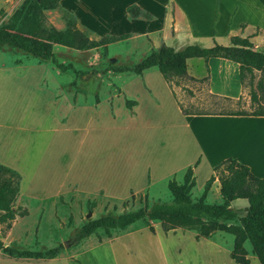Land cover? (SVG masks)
<instances>
[{
    "label": "rangeland",
    "instance_id": "obj_1",
    "mask_svg": "<svg viewBox=\"0 0 264 264\" xmlns=\"http://www.w3.org/2000/svg\"><path fill=\"white\" fill-rule=\"evenodd\" d=\"M22 1L0 0V24L9 20ZM43 24L63 30L61 12H43ZM114 28L110 31L114 32ZM131 29L123 27L119 31ZM97 33L115 35L101 28ZM90 37L99 38L94 33ZM149 47L143 37L132 35L106 49L77 51L54 47L52 66L60 72V81L64 80L75 97L83 91L87 92L85 98L87 96L89 103L99 102L100 97L103 101L98 106L89 104L81 111L76 110L75 129L69 140L70 155L59 158L57 175L62 172L75 180V176H80L79 180L66 190L38 195L26 200L25 204L23 200L14 203L13 206L20 210L18 216L10 222V228L0 226V242L4 246L41 252L62 245L60 255L51 260L15 259L0 251V264H233L228 251L230 239L223 232L197 241L191 230L177 229L163 234L159 223L151 222L155 229L151 234L142 222H137L124 231H111L110 237L99 230L82 241L76 239L86 222L108 213L120 215L146 206L150 208L156 203H171L167 183L172 178L182 183L184 167L194 154L180 128L169 87L156 73L148 76L153 98L151 102L144 101L136 116L133 117L124 105L114 104V95L130 74L114 73L111 69L134 66L145 57ZM4 48L0 47V56L5 58L17 52ZM27 58L34 62L31 57ZM66 71L70 77L61 76ZM260 81L264 84L260 72H254L251 83L247 76L245 99L239 101L214 98L209 95L205 83L190 79L178 80L172 88L174 100L186 113L250 114L264 112ZM134 89L135 85L130 84V95ZM252 92L257 96L256 101L250 99ZM115 101L119 102L120 98ZM61 113L64 114V110ZM84 133L86 139H83ZM25 187L26 182L24 190ZM202 190L203 186L197 185L191 192V199L197 201ZM146 193L147 200L144 199ZM207 196L205 202L208 204L222 202L212 188ZM90 202L94 203L93 208Z\"/></svg>",
    "mask_w": 264,
    "mask_h": 264
},
{
    "label": "crops",
    "instance_id": "obj_2",
    "mask_svg": "<svg viewBox=\"0 0 264 264\" xmlns=\"http://www.w3.org/2000/svg\"><path fill=\"white\" fill-rule=\"evenodd\" d=\"M59 5L76 18L79 28L99 38L111 35L98 34L100 28L115 34L111 36L143 37L150 44L148 53L161 45L176 50L189 45L230 46L231 37L237 36L249 38L252 49L264 54V0H61ZM132 5L150 14L151 20L129 17L126 9ZM123 27L133 29L119 31ZM113 28L114 32L110 31ZM6 48L17 52L7 58L0 56V165L20 175L19 193L14 203L23 200L25 204L38 195L66 190L80 178L71 179L62 172L57 175L58 162L61 155H70L69 140L75 129L76 110L81 111L92 103L87 96L85 98L87 92L81 91L75 97L64 80L60 81V72L52 66V61ZM28 56L34 62H29ZM151 73L162 80L156 68L141 75L129 73V78L114 95V104L125 106V100L133 101L128 111L136 116L144 101L151 102L153 98L148 82ZM187 74L192 81L205 83L210 96L231 101L245 99L237 63L223 58H192L187 60ZM61 76L67 78L70 73L66 71ZM130 84L135 85L131 95ZM168 90L179 115L180 128L194 149L183 171L199 161L193 169L195 187H204L214 175L213 168L228 158L247 166L254 177H264V116L183 113ZM118 98L120 101H115ZM102 101L100 97L99 102L92 105L98 106ZM83 139H86L85 133ZM79 185L83 188L82 180ZM211 188L222 201L217 179ZM246 206L245 200H237L229 209L238 210L241 215ZM14 209L18 216L20 210ZM227 235L231 252L233 236ZM244 247L249 264H260L250 244L246 242Z\"/></svg>",
    "mask_w": 264,
    "mask_h": 264
},
{
    "label": "trees",
    "instance_id": "obj_3",
    "mask_svg": "<svg viewBox=\"0 0 264 264\" xmlns=\"http://www.w3.org/2000/svg\"><path fill=\"white\" fill-rule=\"evenodd\" d=\"M61 0H23L13 12L7 22L0 24V47L18 49L42 61L55 63L53 55L54 45L77 51H86L106 47L112 43L129 38V34L121 36L105 35L92 39L90 32L78 27L76 18L60 8ZM59 10L64 21V29L57 30L43 24V12ZM131 18L151 20V15L143 12L138 6L132 5L126 9ZM230 46L215 44L211 48H202L198 45L185 46L179 50L161 45L152 49L140 62L132 67H114V73H132L141 75L144 71L156 68L172 96L175 94L172 85L178 80L192 79L187 74V60L192 58H223L239 65V80L244 88L248 76L253 79L254 72H260L264 77V54L254 51L249 38L231 37ZM207 81V78L205 79ZM263 91L264 84L259 82ZM214 97V96H212ZM216 98V97H214ZM220 99V98H217ZM252 101L257 100L254 92L250 94ZM231 101L230 99H220ZM133 101L125 100V107L130 110ZM180 110L184 112L181 108ZM205 114V113H204ZM197 114V115H204ZM225 113H219L223 115ZM228 115L264 116V112H230ZM186 168L182 183L174 178L167 183L172 202L169 204L156 203L150 208L130 211L120 215L108 213L98 219L86 222L77 232L76 239L82 241L97 231L102 230L108 237L111 231H124L137 222H142L151 234L155 229L151 222H158L163 234L177 229H187L195 232V240L210 239L216 232H223L233 236V248L229 254L235 264H249L244 244L248 242L251 252L257 257L260 264H264V177H254L247 166L240 164L233 158L223 160L213 168L212 175L203 187L197 201L191 199V192L196 183L193 169L198 165ZM220 183L219 193L221 204L205 202L215 180ZM20 175L8 167L0 165V224L6 229L17 215L13 204L19 193ZM150 180L148 179V184ZM133 198V196H132ZM147 200V193L144 196ZM237 200H245L247 206L238 214V210H231L229 206ZM123 203V205H125ZM91 207L94 203L90 202ZM116 208V206H114ZM62 245L45 251H21L4 246L0 242V251L12 258L50 260L58 257Z\"/></svg>",
    "mask_w": 264,
    "mask_h": 264
}]
</instances>
